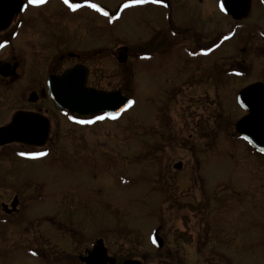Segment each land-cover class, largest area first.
Listing matches in <instances>:
<instances>
[{"label":"rangeland","instance_id":"374dc122","mask_svg":"<svg viewBox=\"0 0 264 264\" xmlns=\"http://www.w3.org/2000/svg\"><path fill=\"white\" fill-rule=\"evenodd\" d=\"M98 1L112 8L122 0ZM171 2L179 32L173 40L164 32L168 19L160 11L140 17L138 9L126 11L116 24L119 42L88 37V47H104L89 50L103 55L100 86L121 89L135 103L114 122L89 128L64 122L75 158L64 171L66 180L55 173L51 211L66 183L67 210L85 213L75 223L89 234L102 227L108 242L149 243L156 231L168 245L179 240L182 248L185 242L186 258L193 260L196 220L201 228H227L231 245L214 253L226 264H264V155L235 129L244 114L237 93L264 83V0H252L250 16L241 22L222 15L218 1L214 7L220 13L210 0ZM152 36L151 47L158 52L145 54ZM198 46L206 51L195 55L192 48ZM136 52L140 59L132 81ZM82 161L84 166L77 164ZM179 161L183 167L175 169ZM43 187L49 195V186ZM196 211L200 218L192 220ZM46 237L40 242H49ZM201 248V260L214 252L209 245Z\"/></svg>","mask_w":264,"mask_h":264},{"label":"flooded vegetation","instance_id":"af4514ba","mask_svg":"<svg viewBox=\"0 0 264 264\" xmlns=\"http://www.w3.org/2000/svg\"><path fill=\"white\" fill-rule=\"evenodd\" d=\"M210 1L213 7L214 2L218 1L217 8H220L222 0ZM91 2L106 7L109 15L85 4L84 0H72V3L82 5L75 10L64 0H45L39 5L29 4L28 0H0V45H3L0 46V129L9 125L16 114L22 113L34 120L35 123H28L33 128L29 134L37 138V143L13 141L0 144V264H226L222 255L214 253L219 248H225L224 245H231V234L227 228H201L195 220L192 224L195 230L192 232V244L197 251L195 259L191 260L186 258L188 245L180 241L181 248L179 240L171 245L163 242L161 247L153 242L111 243L101 232L103 228L100 226L93 228L94 231L90 230L89 234L88 228L75 223L81 217L85 219V213L67 210L70 199L66 193V183L60 186L57 208L51 211L55 199L52 192L54 178L57 179L55 173L61 172L66 180L64 171L74 164L75 153L72 152L71 131L66 129L67 125L89 128L100 121H112L114 117L102 113L80 117L70 110L57 107L51 98V90L57 86V76L77 69V78H84L86 87L123 93L121 89L100 86L101 73L105 71L99 64L103 55L91 54L89 50L99 49L102 52L104 47H88L87 44L88 37L95 34L98 43L103 42L104 36L112 42H119V36L113 32L121 16L128 10H140V17H145L149 10L160 11L164 20L168 19L169 29L164 30L168 38L179 36L174 28L171 0H165L164 4H130L127 8L124 5L128 0L117 1L112 8L98 0ZM217 8L215 6L214 11ZM217 11L220 13L221 10ZM221 13L233 19L231 15ZM25 37L28 38L26 44L23 43ZM154 39L155 36H152L147 41L151 44L148 50L145 49V54L158 52L151 47ZM172 40H169V44ZM192 51L196 55L206 49L198 46L196 49L193 47ZM187 52L190 54V48H187ZM137 58L140 59L136 52L132 56L130 70L132 81ZM125 83L130 84L127 80ZM81 120L92 122L80 123ZM220 131L219 127L215 134ZM26 132L28 134L29 131ZM30 152L45 155H21ZM77 164L84 166L85 163ZM61 177L58 178L60 182L65 181ZM46 184L49 195L43 192ZM41 203L48 205L47 211L40 210ZM196 212L192 214V220H199V212ZM43 237L49 242L41 243ZM208 245L214 252L210 258L201 260L199 251ZM145 247H149L151 253L144 250ZM140 248V253H137Z\"/></svg>","mask_w":264,"mask_h":264},{"label":"water","instance_id":"95a60500","mask_svg":"<svg viewBox=\"0 0 264 264\" xmlns=\"http://www.w3.org/2000/svg\"><path fill=\"white\" fill-rule=\"evenodd\" d=\"M223 9L233 18H246L251 9L250 0H224ZM57 86L51 90V98L56 106L70 110L77 115H92L99 112L121 113L131 98L125 97L119 91H97L86 87L85 79L77 78V69H71L62 76H57ZM238 103L246 111L236 123V130L241 137L249 142L257 151L264 153V83L254 82L242 88L237 96ZM34 122L31 117L17 114L12 123L0 129V144L12 141L37 143V138L29 134L33 132ZM27 123V125H25ZM26 131H29L28 134ZM181 168L182 163L175 164ZM154 241L161 245L162 239L153 236Z\"/></svg>","mask_w":264,"mask_h":264},{"label":"snow or ice","instance_id":"6c2138e0","mask_svg":"<svg viewBox=\"0 0 264 264\" xmlns=\"http://www.w3.org/2000/svg\"><path fill=\"white\" fill-rule=\"evenodd\" d=\"M29 4H43L45 3V0H28ZM156 3V4H164L165 0H128V3H126L124 5L125 8H127L130 4H139V3ZM65 4H68L73 10H75L76 8L81 7V4L78 3H72V0H64ZM85 4H88L89 6H91L92 8H96L101 12H104L105 15H109L108 12H106L102 7H100V5L96 4V3H92L91 0H84ZM27 7V5L25 6ZM224 5L221 4V8H223ZM5 43H7V41H5ZM3 46V45H0ZM208 51H211V49H208ZM133 103H135L132 100H129L128 103L125 105L124 109H121V111H124L127 107H130ZM119 112L116 113H109L108 115L111 116H119ZM104 117H97V119H103ZM73 119H76V117H73ZM92 121H83L81 120L80 123H91ZM261 151H264V149H261ZM21 155H30V156H40V155H45V153H41V152H30V153H21Z\"/></svg>","mask_w":264,"mask_h":264},{"label":"bare ground","instance_id":"6f19581e","mask_svg":"<svg viewBox=\"0 0 264 264\" xmlns=\"http://www.w3.org/2000/svg\"><path fill=\"white\" fill-rule=\"evenodd\" d=\"M121 19H122V17H121ZM124 114H125V113H124ZM124 114H122V117L124 116ZM122 117H121V118H122ZM121 118H120V119H121ZM120 119H119V120H120ZM104 122H106V121H104ZM96 124H98V123H95L94 125H96Z\"/></svg>","mask_w":264,"mask_h":264},{"label":"trees","instance_id":"16d2710c","mask_svg":"<svg viewBox=\"0 0 264 264\" xmlns=\"http://www.w3.org/2000/svg\"><path fill=\"white\" fill-rule=\"evenodd\" d=\"M219 127H220V126H219ZM216 129H218V128H216ZM216 129H215V130H216Z\"/></svg>","mask_w":264,"mask_h":264}]
</instances>
